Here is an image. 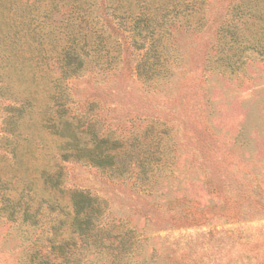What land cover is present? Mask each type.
I'll return each mask as SVG.
<instances>
[{"label": "rangeland", "instance_id": "rangeland-1", "mask_svg": "<svg viewBox=\"0 0 264 264\" xmlns=\"http://www.w3.org/2000/svg\"><path fill=\"white\" fill-rule=\"evenodd\" d=\"M0 264H264V0H0Z\"/></svg>", "mask_w": 264, "mask_h": 264}, {"label": "trees", "instance_id": "trees-1", "mask_svg": "<svg viewBox=\"0 0 264 264\" xmlns=\"http://www.w3.org/2000/svg\"><path fill=\"white\" fill-rule=\"evenodd\" d=\"M49 179L50 178H46L47 183H50L48 182ZM70 197L72 213L75 215L73 219V226H75L78 230L86 226L88 228L91 227L93 231L96 230L97 226L95 225V222H93V217H95L94 213L97 214V206L95 201L89 196L85 195L83 192L78 191L71 192ZM79 237H83V234L80 233V231Z\"/></svg>", "mask_w": 264, "mask_h": 264}]
</instances>
